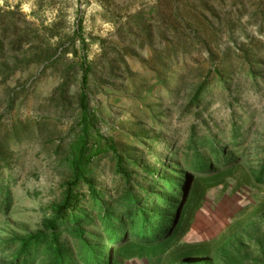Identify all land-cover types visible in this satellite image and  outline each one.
<instances>
[{"label": "rangeland", "instance_id": "374dc122", "mask_svg": "<svg viewBox=\"0 0 264 264\" xmlns=\"http://www.w3.org/2000/svg\"><path fill=\"white\" fill-rule=\"evenodd\" d=\"M0 15L10 65L0 70V179L13 201L0 243L35 233L61 200L84 54L94 128L118 150L155 140L153 165L165 145L206 136L237 160L236 177L205 191L179 248L125 264H184L188 254V264H264V192L242 187L244 202L232 192L264 164V0H0ZM14 37L22 45L10 52ZM96 167L108 190L110 156Z\"/></svg>", "mask_w": 264, "mask_h": 264}, {"label": "trees", "instance_id": "16d2710c", "mask_svg": "<svg viewBox=\"0 0 264 264\" xmlns=\"http://www.w3.org/2000/svg\"><path fill=\"white\" fill-rule=\"evenodd\" d=\"M4 17L0 15V70L10 66L3 59L6 45L2 34L9 31L3 27ZM15 29L10 28L12 35ZM81 30L79 21L75 34L80 36ZM21 41L14 37L6 48L14 52ZM79 41L83 47V39ZM16 62L12 59V64ZM80 70V131L66 160L70 178L62 185L61 200L42 212L35 233L0 243V264H125L162 257L182 244L205 191L226 185L237 175L236 158L206 136L191 138L180 149L165 145L164 156L153 165L148 161L154 157L151 145L155 140L139 139L118 150L114 139L105 140L94 128L84 54ZM144 108L156 122V110L146 103ZM103 156H110L112 162L108 190L98 187L101 182L95 175L96 162ZM3 163L0 157V165ZM10 181L0 179V218L12 208ZM246 186L264 192V164L232 192L243 195ZM195 257L188 254L182 260L188 264Z\"/></svg>", "mask_w": 264, "mask_h": 264}, {"label": "bare ground", "instance_id": "6f19581e", "mask_svg": "<svg viewBox=\"0 0 264 264\" xmlns=\"http://www.w3.org/2000/svg\"><path fill=\"white\" fill-rule=\"evenodd\" d=\"M236 199H238L239 201H245L244 196H242V194L239 192L236 196H234Z\"/></svg>", "mask_w": 264, "mask_h": 264}]
</instances>
